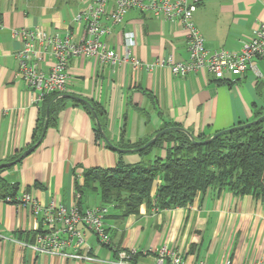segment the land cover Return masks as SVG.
I'll use <instances>...</instances> for the list:
<instances>
[{"label": "crops", "instance_id": "obj_1", "mask_svg": "<svg viewBox=\"0 0 264 264\" xmlns=\"http://www.w3.org/2000/svg\"><path fill=\"white\" fill-rule=\"evenodd\" d=\"M87 1L0 0V163L14 160L34 144L48 107L35 102L33 91L17 76L21 41L11 30L40 27L47 33L70 32L78 39L83 27L74 24L73 16ZM193 21L207 50L237 51L264 23V0H202ZM104 23L111 31L102 39L119 54L124 35L130 33L131 54L141 61L168 55L177 61L188 58L186 32L179 21L131 9L120 23L109 19ZM253 63L254 68L242 76L215 79L203 69L173 76L167 67L134 70L129 64L73 57L68 62L65 94L99 107L104 134L114 146L128 151H117L97 138L92 112L65 96L64 106L48 113L40 143L1 175L16 186V196L27 192L41 205L53 202L70 208L78 202L76 187L86 169L140 160L136 150L124 145L150 139L172 125L198 138L254 120L264 112V59ZM49 65L47 56L42 68ZM164 153L162 147L144 158ZM98 205L99 195L90 191L79 201L81 209ZM105 207L109 243H100L84 229L81 250L93 260L66 259L27 247L45 226L28 209L0 199V264H112L121 251L128 253L129 264H156V251L162 246L180 252L183 264L199 260L222 264L226 258L241 264L257 260L264 250V201L251 194L236 196L210 187L186 206L157 210L142 204L136 213L123 217L114 206ZM162 264H170L169 259Z\"/></svg>", "mask_w": 264, "mask_h": 264}, {"label": "built area", "instance_id": "obj_2", "mask_svg": "<svg viewBox=\"0 0 264 264\" xmlns=\"http://www.w3.org/2000/svg\"><path fill=\"white\" fill-rule=\"evenodd\" d=\"M201 1L88 0L73 16L74 24L83 27V33L78 39L70 32L47 33L40 27L12 29L11 34L19 37L21 41V48L16 52L17 76L33 91L34 101L41 102L51 93L65 95L70 81L68 62L76 56L95 57L111 65L129 64L134 70L142 68L151 71L156 67H167L173 76H183L203 69L215 79L242 76L248 69L254 68L255 59H264V23L254 29L249 39L242 41L237 51L223 48L207 50L204 47V38L193 21V14ZM131 9L150 13L155 18L172 23L179 21L186 32L187 60L177 61L168 55L156 57L152 62L141 61L131 54L134 41L130 33L124 35L122 53L110 48L102 39L111 31L104 20L109 19L112 24L120 23ZM47 56L50 57V65L43 69L42 63ZM78 198L79 194L76 193V199ZM5 200L22 209H28L45 226V230L36 233L33 243H24L34 252L50 253L66 259L93 260L92 256L81 250L84 245V229H89L100 243H109L110 237L104 222L108 212L105 206L81 209L77 203L70 208L53 202L41 205L27 192L6 197ZM156 253V264H162L164 259H169L170 264H183L181 253L166 246H162ZM126 257L128 253L121 251L112 264H129ZM192 264L208 263L199 260ZM222 264L233 263L226 258ZM241 264H264V250L257 260Z\"/></svg>", "mask_w": 264, "mask_h": 264}, {"label": "trees", "instance_id": "obj_3", "mask_svg": "<svg viewBox=\"0 0 264 264\" xmlns=\"http://www.w3.org/2000/svg\"><path fill=\"white\" fill-rule=\"evenodd\" d=\"M65 102L64 95L51 93L43 98L41 104L48 105L50 115ZM73 102L81 104L91 113L86 103L76 98ZM89 104L99 120V107ZM263 113H257L255 119ZM42 125L41 121L34 143ZM96 137H101L97 130ZM209 137L200 136L192 140L181 130H169L152 144L136 150L141 157L136 163L119 160L111 167L86 169L82 174V183L76 187L78 207L81 208V196L90 191L99 195L101 206L112 205L123 217L136 213L142 204L157 210L186 206L210 187L227 189L236 196L251 194L264 201V119L224 132L209 142H195ZM148 140L123 147L136 149ZM162 147L165 150L163 157L155 154L152 158H144L152 150ZM6 168H0V199L16 196V186L1 175Z\"/></svg>", "mask_w": 264, "mask_h": 264}, {"label": "water", "instance_id": "obj_4", "mask_svg": "<svg viewBox=\"0 0 264 264\" xmlns=\"http://www.w3.org/2000/svg\"><path fill=\"white\" fill-rule=\"evenodd\" d=\"M64 96H68V97H72V98H76V99H79V100H81L82 102H84V103H86L88 106H89V108H90V110H91V112H92V115H93V117H94V119H95V122H96V127H97V130L99 131V133H100V135H101V137H102V139L104 140V142L108 145V146H110L111 148H113V149H115V150H117V151H127V150H125V149H121V148H119V147H117V146H114L111 142H110V140L106 137V135L104 134V132H103V130H102V128H101V125H100V123H99V121H98V118H97V116H96V113L94 112V110H93V108L91 107V105L87 102V101H85L84 99H82V98H78V97H74V96H70V95H64ZM48 107L46 108V121H45V124H44V126H43V129H42V131H41V134H40V136H39V138H38V140L32 145V146H30L29 148H27L26 150H24L21 154H19L14 160H12V161H8V162H4V163H0V168H5V167H8V166H12V165H14V164H16V163H18L21 159H23L26 155H28L39 143H40V141H41V139H42V137H43V135H44V133H45V130H46V127H47V118H48ZM264 119V113L263 114H261L259 117H257L256 119H254V120H252V121H250V122H247V123H243V124H239V125H236V126H233V127H230V128H228V129H224V130H220V131H217V132H215L213 135H211L209 138H207V139H204V140H201V141H195V142H197V143H206V142H209L212 138H214V137H216V136H218V135H220V134H222V133H224V132H228V131H232V130H235V129H239V128H244V127H247V126H249V125H251V124H253V123H257V122H260V121H262ZM169 130H181V131H183V132H185L189 137H190V139H192V140H194V137L191 135V133L190 132H188L187 130H185V129H183V128H181V127H166V128H164V129H161L160 131H158L157 133H155V135L153 136V137H151L144 145H142L141 147H139V148H136V149H133V150H139V149H142V148H145V147H147L148 145H150V144H152L160 135H162V134H164L165 132H167V131H169Z\"/></svg>", "mask_w": 264, "mask_h": 264}]
</instances>
